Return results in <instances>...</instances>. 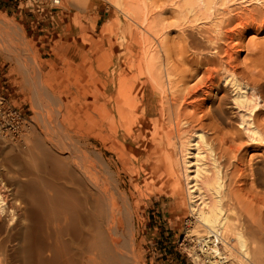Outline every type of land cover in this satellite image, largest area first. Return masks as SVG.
Returning <instances> with one entry per match:
<instances>
[{
	"label": "bare ground",
	"instance_id": "obj_1",
	"mask_svg": "<svg viewBox=\"0 0 264 264\" xmlns=\"http://www.w3.org/2000/svg\"><path fill=\"white\" fill-rule=\"evenodd\" d=\"M69 1L74 2L76 5V0ZM82 1L83 0H78L80 3H83ZM129 1L128 3L124 1V3L130 6ZM227 1L229 0H179V4L176 8L177 11H173L175 13L178 12L176 15L178 17L180 16L182 21L184 20L181 25L182 27H185V21H188L187 17H193L195 20L199 17H205L209 20L206 19L209 22L207 23L210 24V20H213V17H210L217 9L216 5L220 3L219 5L224 6L223 4ZM58 2V0H54V4H58ZM78 4L79 3H77V5ZM80 5L81 4L78 6ZM127 5L125 7L126 9ZM143 6L144 5L140 7L139 13H137L138 11H131L132 13L138 14L136 17L139 16V21L135 19L136 17H134V20H137L138 23L140 22L139 30L141 31H138L140 34L137 33L140 38L137 35L139 39L134 42V45H137L136 63L134 64L137 73L124 75L125 73L123 71L112 72L108 70V67L99 71H94L91 76L94 87L92 86L93 88L91 92H89L90 94L85 100V104L83 103L84 106L79 109L89 118L91 139L95 144L83 142L78 140L79 138L74 140V134L71 135L68 132H64V135L57 136H55V134L51 136L52 134L50 132V135L46 132L49 136L45 133V136L37 135L34 136V139L33 137H29L31 138V140L28 141L30 143L27 142L28 145H23L25 149L19 148L18 152L8 149V151L5 150L6 152H4V154L1 152L0 264H139L134 228V217L137 213L136 204L128 195L130 193L123 189V182L121 180V172L129 166L130 161L127 154L131 145L134 144L133 142L135 140H140L142 152L146 155L152 151V147L160 137L167 140V142L165 141L166 145H170V131H173L172 128L171 130L167 129L169 123H167L166 119L170 116L171 109L175 117L179 119H175L176 124L174 127H176V132L182 129L179 128V124L182 123L183 126V124H188L189 121L192 122V117H194V115H202V112H200V114H198L199 112H195L202 111L203 105L209 109L212 118L216 117L214 118V120L217 119L215 120L216 123L218 119L219 121L226 120L225 116L228 108L226 110L224 109L226 106L223 105V100L221 96H218L217 92L210 93L209 88H211V85L208 84L206 86L209 90L205 88L209 92L207 95L205 94L206 90L200 87L194 92L188 90L187 93H180L182 95L175 94V91L171 89V87L176 86L172 84V76H175V73H171L175 72V70L172 68L171 71V66L169 67L170 69L168 68L170 64V62H168L170 53L168 52L169 49L166 48L168 46H165L167 44L166 41V44L164 42L165 36L164 38L162 37L164 33L163 29L166 27L163 26V29L159 27L158 21L160 20H156L162 12L149 11L148 8H143ZM129 9L131 10V7H129ZM221 10L223 12V9ZM156 12L159 13L157 18V15L155 16V14H157ZM134 13L131 15L135 16L136 14ZM129 14L126 16H129ZM223 14L224 13H222V15ZM228 14H230V11ZM251 14L252 13H250V15L247 14L248 17H244L246 16L245 13L244 16L242 14V16L233 18L231 16V18L226 17V19L223 18L224 22L219 21L218 18V21L221 22L219 25H215L216 22L213 21L215 22V28L212 29L214 25H211L212 27L210 28L212 29V34L214 33L213 35L215 36L213 37L211 34L212 37L208 38V42H202L201 40L198 42L196 38L193 37L195 34L191 36V34H193L191 33L192 31H190V34L185 30L186 28H181L183 30L181 33H183L184 36H188L187 40L189 41L186 42V39L183 38L184 36L180 34L182 38L185 39L186 45L188 46L181 41L182 43L180 44L185 46H183L184 48L182 47V52L179 50V53L182 54L185 48L189 47L188 49H190L192 53L189 51L190 54H188V56L190 61H193L194 64L202 63V61L208 63L210 60L214 59L217 54L223 57L221 55L223 53L222 50L221 54H219V49H222L220 46L224 47L221 44L225 42L227 48V44H231L233 40L238 39V37L242 35L241 33H243L242 30L248 27L257 26V30H259V28L264 29V20L260 21L259 17L255 18L251 16ZM159 18L162 19V17ZM199 19L196 21H200ZM257 19L259 20L257 21ZM134 23H136V25L138 24L137 22ZM187 27H189V25ZM181 29L178 31H181ZM240 38L239 40H241ZM218 41L221 43L219 44ZM107 42L109 45L111 44L110 39H107ZM201 42L205 45V49ZM226 42L228 43L226 44ZM205 43H208V47H206L207 44ZM132 50H134V46H132ZM225 52L228 61L232 50L230 53H228V50ZM121 53L122 51L119 50L117 55L111 58V65H118V56ZM209 54H212V56L214 55V57L211 58L208 56ZM179 56L181 55H178V57ZM185 57L188 58L186 55ZM185 57L183 59H185ZM183 59L180 58L179 60L183 62ZM222 59H226L225 55ZM125 62L128 61L125 60ZM222 62V65L225 66L221 67V69L223 68L225 77L230 78L229 84L232 86L231 92L233 93V99L231 100H233V105L238 109V113H236V124L241 126L242 131L245 132V135L248 137L247 139L255 143L264 144V128H260L262 124H259L260 126L256 124V117L260 114H264V96H262L264 94L261 95V93H264V78H259V80L262 79L260 81L254 79L259 77H254V73L253 76L248 77L247 80L239 78L235 75L236 73L228 69V67H230H227L229 63L224 64V61ZM216 63L214 62V67L217 66ZM184 64H187L186 61ZM198 65L200 64H197V67ZM208 65L210 66V63ZM220 66L221 65H219L218 68H220ZM218 68L215 69V72ZM250 74L252 75V73ZM195 75L192 72L191 77ZM212 77H214L212 74L208 76L210 80H212ZM262 77H264V75H262ZM26 78L27 77H25V79ZM200 78L201 77H199V79ZM125 79H132L134 82L138 83V87L134 93H132V91L126 93V90L123 89ZM205 79V77L202 78V81ZM199 82H201V80H199ZM185 83H183V85ZM210 83L212 84L213 82L210 81ZM183 85L181 84L180 86ZM199 85H201V83ZM180 86L177 88H180ZM166 87H168L167 90L169 94H167L170 95V98H168V95L167 97L165 96ZM197 88L195 87V89ZM185 89H188V87L182 90L185 91ZM202 91L205 95L198 98L200 101H198V99L196 100L197 93L202 94ZM157 92L163 97L161 98L163 102L161 106H159L160 111H158V118L148 119L147 115L150 112L151 114L154 113L156 102L154 103L153 97ZM52 95L60 99L62 106L61 111H63L66 105L63 103L61 95H56L55 93ZM148 95H151V97H147ZM176 95H178V97ZM34 97L35 100H37L40 98L46 99L47 96L40 91V95L36 93ZM53 104L54 103H46L44 107L49 111L48 113L56 120L58 125L65 126V124L68 123L69 117L64 116V114H69L68 109L65 108V113L60 112V109H58L60 114H54L52 110ZM201 106L202 109H200ZM182 108H191L195 114L187 116L190 111L188 109L185 115V117H187L185 118L183 116L185 119L183 117L181 118L180 112L183 110ZM186 110L181 113L185 114ZM205 112L207 111L205 110ZM230 112L228 113L230 114ZM203 115L206 116L207 114L205 113ZM164 116L165 119H163ZM188 117H191L189 121L187 120ZM203 117H198V120ZM194 119L197 121V116H195ZM75 121H77V119ZM228 123L231 122L229 121ZM217 124H220V122ZM188 125L184 126L187 127ZM199 128L189 129V135L185 141H183V137H180L182 135L180 132L178 134L180 136L175 135L176 138L178 136L179 139H182H180V146H178L181 148L179 161L185 179L181 180L185 182L188 199L187 203L194 216V226L197 224V226L203 229V234L198 236L199 242L200 240L203 242L202 246H200L198 250L191 252L192 260L195 264H246L247 261L253 263V258L251 257L255 254L256 257H253L256 259L254 260L257 263L259 262L258 264H264V253H262L264 252V238L257 235L258 231L262 230L260 227L264 226L262 225L264 223L261 224L258 222L259 225H262L260 227H255L258 226L256 222V224L253 225L254 227H251L248 221H246L247 223L245 221L240 223L242 219H240L239 217L241 216L237 214L238 209H236V211L233 205H230L233 194L230 189L229 174L226 172V166L224 165V168L222 165L223 163H220L219 160L216 159L217 156L214 157V155H212L213 153L209 150L210 145L208 144V147L204 142L205 137L203 130H201L203 128ZM63 131L65 130L63 129L62 132ZM82 134L86 137L84 132ZM97 144L100 146L97 147ZM166 145L165 148L168 146ZM89 147L91 151H89L88 156L86 154L87 151L84 150ZM106 150L113 152L117 160H112V158L109 157L106 158L104 153ZM172 157L174 158V156ZM177 166L179 165L177 164ZM170 174L174 176V172ZM250 175V178L252 177L250 184L264 191V166L256 168L254 174L251 173ZM177 181L179 180L177 179ZM132 188L133 187H131V189ZM138 189L137 187V190ZM251 228L254 229L255 235L249 238L247 233L251 232Z\"/></svg>",
	"mask_w": 264,
	"mask_h": 264
},
{
	"label": "rangeland",
	"instance_id": "obj_2",
	"mask_svg": "<svg viewBox=\"0 0 264 264\" xmlns=\"http://www.w3.org/2000/svg\"><path fill=\"white\" fill-rule=\"evenodd\" d=\"M58 1V4H54V0H0V154H4L8 149L18 152L19 148L22 149L24 144L26 146L30 143L28 141L31 140L32 137L34 139V136L37 135L45 136L46 132H50L52 134L51 136H54V134L55 136L64 135V132H68L71 135L74 134V140L79 138L78 140L83 142L95 144L91 139L89 118L79 109L84 106L83 103L85 104V100L90 94L89 92H91V89L94 87L91 79L94 71H99L108 67V70H111L112 72L123 71L125 73L124 75L137 73L136 67H134V64L136 63L137 45H134V42L140 38L139 32L141 31L139 30L140 22L138 23L139 16L136 17L138 14L134 12L133 13L136 15L132 16L131 14L133 13L131 11H138L137 13H139L140 7L144 5L143 8H148L149 11L153 10L157 12L160 11V13L162 12L161 14L157 12V14H154L155 16L157 15L156 18L159 14V17H162L163 19L162 20L159 17L156 19L157 21L158 19L160 20L158 21V26L162 29L166 27L163 29L165 34L163 33L162 37L164 38L165 36L164 42H167V44L165 42V46H168L166 48L169 49L168 52L171 54H169L168 58V62H170L171 65L169 64L168 68L171 66V69H169L171 71L172 68L175 70V72H171L175 73V76H172V81L174 82L175 80V84L172 81L171 82L176 86L172 85L174 88L171 87V89H173L175 94L178 95H182L184 92L187 93L188 90L194 92L198 90L199 87L202 89L206 88L207 90L210 89V93L217 92L218 96H221L223 100V105L226 106H223L224 109L226 110L228 108L226 110L227 113L225 118L231 123H228L225 119V122L221 120L219 121L218 119L220 124H217L218 122L216 123L215 121L217 119L214 120L216 117L212 118L209 109L206 106L204 107V105L203 109L202 106L200 107L202 111L195 112H199L198 114L202 112V115L200 114L199 116L197 114L194 115L195 113H193L191 108H186L187 110L182 108L183 110L181 109V112L184 110L186 111L185 114L183 113L184 115L180 112L181 118L183 116L185 117L189 109V115L187 116H192L193 114L194 117L197 116V121L195 120L196 118L194 119V117H192L193 121L191 122L189 121L191 117H188L187 120L190 125L183 124L182 126L181 123L179 124V128L182 129L176 132V127L174 126L176 120L179 119L175 117L171 109L170 116L166 119L167 123H169L167 129L171 130L172 128L173 131H170V145L167 144V146V140L160 137L152 147V151L147 153V155L142 152L140 140H135L133 142L134 144L131 145L127 154L130 161L129 166L127 169L123 170L126 173L123 171L121 172V180L123 182V189L130 193L127 194L136 204V210L138 213L135 215L136 218L134 217V228L139 264H195L192 260L191 252L198 250L203 243L201 240L199 242L198 239V236L203 234V229L197 226V224L194 226V216L187 203L186 187L184 184L185 182L183 181L185 179L179 161L181 156V148L178 147L180 146L179 141L181 139L178 137L180 136L178 135L179 132L182 134L180 137H183L182 139L185 141L189 135V129L203 128L199 129L203 130L205 137L204 142L208 147L209 145L212 147H209V150L213 153L212 155H214V157L217 156L216 159H218L220 163H223V166H226V172L229 174L228 179L230 189L233 194L230 205H233L235 210L238 209L237 214L238 216H241L239 218L242 219L240 223L248 221L251 224V227L256 223L258 226L255 227L264 225L262 224L264 223V191L255 187V185L250 184L252 178H250V174H254L256 168L264 166V144L255 143L247 139L248 137L245 135V132L242 131L241 126L236 124V113H238V109L233 105V100H231L233 99V93L231 92L232 86L229 84L230 78L225 77L224 70L223 68L221 69V67L225 66L222 65V61H224V64L229 63L227 67L230 66L231 68L228 67V69H231L230 71L236 73L235 75L239 78L247 80L248 77L253 76V73L255 74L254 77L259 76L254 79L259 80V78H264L262 77V75H264V68H262L264 67V29L259 28V30H257V26L243 29V33H241L242 35L240 36L243 37L235 39L238 41L240 38L241 40L238 42L233 40L231 44H227L228 42H226L228 47L230 45L229 49L228 47L226 48L225 42L221 44L224 47L220 46L222 49H219V54H221L222 50L223 53L221 55L223 57L218 54L215 57L214 55L212 56V54L208 55L211 58L214 57L212 60L215 63H219H216V67H214L215 64L212 60L208 63L202 61L203 64H194L193 61H190L188 56L190 52L192 53V51L188 49L189 47H186L184 50L186 51L187 49V53L184 51L182 54L179 53V50L182 52V47L189 41L187 40L188 36H184V34L181 33L183 32L181 28H186L185 30L189 33L192 31L191 33L193 34L190 33L191 36L195 34L193 37L196 38L198 42H200V40L202 42H208V38L212 37L211 30L215 28L216 24L219 25L222 21L224 22L226 17L233 18L242 16V14L244 16V13L246 15L244 17H248L247 14L250 15V13H252L251 16L255 18L259 17L260 21L264 20V0H229L225 2L229 7L227 4L221 6L219 3L216 5L218 11L216 9L214 14L210 17H213V20H210V24H208L209 20L205 17H199L200 19H198L200 21H196L198 19L195 20L190 16L191 18L187 17L188 21H185V27L181 26L184 20L182 21L180 16L178 17L176 15L178 12H174L177 11L176 8L179 4V0H83L82 2L84 4L76 0V5L69 0ZM124 1H127V3L129 1L130 6L124 3ZM77 3L81 5L78 6L79 4L77 5ZM123 3L127 5V9L131 7V10H127L125 8L126 5ZM220 8L223 9V12ZM228 9L230 14H228ZM222 13L224 14L222 15ZM128 14L129 16H126ZM134 17H136L135 19L138 21L134 20ZM218 18L221 22L218 21ZM259 19H257V21ZM134 22H137L139 25L137 24V26ZM188 25L189 27H187ZM211 25L214 26L212 27ZM210 27H212V29ZM178 28H180L181 31H178L180 30ZM180 34L184 36L183 38L186 39V42ZM214 36L215 35H213V37ZM107 39L111 40V46L108 44ZM181 41L185 45L180 44L182 43ZM202 42L201 44H203ZM205 44H207L206 47H208V43ZM132 46H134V50H132ZM203 46L205 49L204 44ZM225 49L228 50V53L232 50L228 61L225 52L227 50ZM119 50L122 51V55L120 54L118 56V65H111V58L116 56ZM178 55L183 57H178ZM185 55L188 58H186ZM224 55L226 58L225 60L222 59L224 58ZM177 57L178 60L180 58L183 59L184 57L186 60L183 59V62L182 60L178 61ZM125 60L128 62H125ZM185 61L187 64H184ZM209 63L210 66L208 65ZM197 64L200 65L197 67ZM219 65H221L220 68H218ZM199 67L203 70L201 71ZM216 68H218V70L215 72ZM192 72L194 75L196 74L193 77H191ZM250 73H252V75ZM211 74L214 76L212 77V80L208 78ZM25 77H27V80ZM199 77L201 78L199 79ZM204 77L206 79L202 81V78ZM199 80H201V82H199ZM210 81L213 83L211 84ZM183 83L186 85H183ZM200 83L201 85H199ZM181 84L183 86H180ZM208 84L211 85V88L209 89L206 87ZM178 86H180L181 89L177 88ZM194 86L198 88L195 89ZM137 87L138 83L134 82L132 79H125L123 89L126 90V93L129 91L134 93ZM186 87H188V89L183 91L182 89ZM167 88L168 87L165 88L166 97L169 94ZM177 89L180 90L176 91ZM207 90L205 93L206 95L207 93L209 94ZM40 91L46 94V99L40 98L35 100L34 95L36 93L40 95ZM52 92L56 95H61L63 98V103L66 105H64L65 107L63 111H61L62 106L60 99L55 95H52ZM197 94L196 100L200 98V96L203 97V95H205L203 91L202 94ZM262 94L264 93H261V95ZM178 95L176 96L178 97ZM160 96L159 92L155 93L153 101L154 103L156 102V107L154 108V113H152L154 115L150 112L147 115L148 119L158 118V111H160L159 106H161L163 102V99L161 100L163 97ZM168 96V98H170V95ZM147 97H151V95H148ZM198 101H200V99H198ZM46 103H54L52 105L54 114L59 113L58 109H60V112L62 113H65L66 109H68L69 114H64V116L69 117L68 123H66L65 126L58 125L56 120L51 117L48 113L49 111L44 107ZM9 110L17 111L20 116L21 122L19 123L18 129H14L15 124L12 123L11 118L7 115ZM205 110L207 112H205ZM228 112H230V114ZM205 113L207 114L206 116L203 115ZM200 116L204 117L199 118L198 120V117ZM256 118V124L258 126H260L259 124H262L260 128H264V119H262L264 118V114H260ZM76 119L77 121H75ZM163 119H165V116ZM184 125L188 126L186 127ZM83 127H85L86 130ZM63 129L65 131L62 132ZM182 130L185 131L183 132ZM83 132L86 137L82 134ZM48 133H46V135H48ZM175 135H178L177 138ZM165 145L167 146V149L165 148ZM99 146L100 145L97 144V147ZM23 149H25V147ZM84 151H87L86 154L89 156V151H91V149L89 147ZM104 153L106 158L109 157L112 158V160H117L113 152L106 150ZM166 154L168 155V158ZM171 155L174 156V158ZM177 164L179 166H177ZM171 172H174V176H171ZM177 179L180 182L177 181ZM136 186L139 188L138 190ZM131 187L133 188L131 189ZM133 197L135 201L133 200ZM258 222L262 225H259ZM262 227H260L262 230H259L257 235L264 238V228ZM254 235V229L251 228V232L247 233V236L250 238ZM253 256L256 257V255L254 254L251 257L253 258V263L247 261L246 264L257 263L254 260L256 258Z\"/></svg>",
	"mask_w": 264,
	"mask_h": 264
},
{
	"label": "built area",
	"instance_id": "obj_3",
	"mask_svg": "<svg viewBox=\"0 0 264 264\" xmlns=\"http://www.w3.org/2000/svg\"><path fill=\"white\" fill-rule=\"evenodd\" d=\"M7 115L11 118L12 123L15 124L14 129H18L19 123L21 122L18 112L15 110H9Z\"/></svg>",
	"mask_w": 264,
	"mask_h": 264
}]
</instances>
